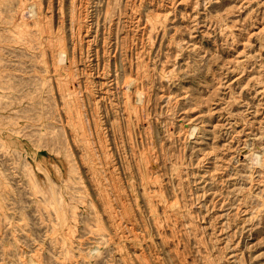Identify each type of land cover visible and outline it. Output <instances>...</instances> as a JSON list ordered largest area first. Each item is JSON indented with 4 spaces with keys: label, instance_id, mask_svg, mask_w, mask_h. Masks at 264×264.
<instances>
[{
    "label": "rangeland",
    "instance_id": "obj_1",
    "mask_svg": "<svg viewBox=\"0 0 264 264\" xmlns=\"http://www.w3.org/2000/svg\"><path fill=\"white\" fill-rule=\"evenodd\" d=\"M0 264H264V0H0Z\"/></svg>",
    "mask_w": 264,
    "mask_h": 264
},
{
    "label": "bare ground",
    "instance_id": "obj_2",
    "mask_svg": "<svg viewBox=\"0 0 264 264\" xmlns=\"http://www.w3.org/2000/svg\"><path fill=\"white\" fill-rule=\"evenodd\" d=\"M25 1H26V0H25ZM36 9H37V8H36ZM30 11H31V10H30ZM109 13H110V12H109ZM163 13H164V12H163ZM25 16H26V15H25ZM108 16H109V15H108ZM19 17H20V15H19ZM21 19H22V18H21ZM17 20H18V19H17ZM19 20H20V19H19ZM19 20H18V22L20 23ZM22 20H23V19H22ZM24 20H25V19H24ZM145 28H146V27H145ZM146 29H147V28H146ZM20 30H21V29H20ZM32 32H33V31H32ZM30 33H31V32H30ZM11 34H12V33H11ZM14 37H15V36H14ZM17 38H18V37H17ZM48 38H49V37H48ZM23 40H24V39H23ZM53 40H54V39H53ZM54 42H55V41H54ZM39 44H40V43H39ZM41 45H42V44H41ZM57 45H58V44H57ZM1 49H2V48H1ZM58 49H59V48H58ZM55 50H57V49L55 48ZM61 50H62V49H61ZM20 52H21V51H20ZM28 53H29V52H28ZM59 53H61V51H60ZM59 53H58V54H59ZM33 54H34V53H33ZM34 58H35V56H34ZM58 59H59V58H58ZM36 60H37V58H36ZM54 60H55V59H54ZM56 60H57V59H56ZM60 60H62V59H60ZM57 61H58V60H57ZM62 61H63V60H62ZM54 62H56V61H54ZM54 62H53V63H54ZM56 63H57V62H56ZM57 65H58V64H57ZM57 65H56V66H57ZM70 65H71V64H70ZM66 67H67V66H66ZM38 68H39V67H38ZM52 69H53V68H52ZM65 69H66V68H65ZM36 70H37V69H36ZM67 70H68V69H67ZM69 72H70V71H69ZM45 73H46V72H45ZM65 73H66V72H65ZM66 75H67V74H66ZM68 75H69V74H68ZM64 76H65V75H64ZM129 79H130V78H129ZM126 80H127V79H126ZM133 80H134V79H133ZM137 80H138V79H137ZM1 83H2V82H1ZM66 83H67V82H66ZM66 83H65V84H66ZM73 83H75V82H73ZM126 84H127V83H126ZM63 86H64V85H63ZM70 86H71V85H70ZM68 87H69V86H68ZM60 89H62V88H60ZM137 89H138V88H137ZM261 89H262V87H261ZM69 90H71V89L69 88ZM12 91H13V90H12ZM141 91H142V90H141ZM13 92H14V91H13ZM73 93H74V92H73ZM37 94H38V93H37ZM44 94H45V93H44ZM67 96H68V94H67ZM137 96H139V95H137ZM63 97H64V96H63ZM21 98H22V97H21ZM24 98H26V97H24ZM31 98H32V97H31ZM65 104H66V103H65ZM25 105H26V104H25ZM29 106H30V105H29ZM66 106H67V105H66ZM78 110H79V109H78ZM74 114H75V113H74ZM51 115H52V114H51ZM54 117H55V116H54ZM141 117H143V116H141ZM144 119H145V118H144ZM144 119H143V120H144ZM30 120H31V119H30ZM14 121H15V120H14ZM27 121H28V120H27ZM75 123H76V121H75ZM80 125H81V124H80ZM63 129H64V128H63ZM186 131H187V130H186ZM191 132H192V131H191ZM191 132H190V133H191ZM78 134H79V133H78ZM70 136H71V135H70ZM85 136H86V135H85ZM71 137H72V136H71ZM84 139H85V138H84ZM88 141H89V140H88ZM77 145H78V144H77ZM86 145H87V144H86ZM6 147H7V146H6ZM80 147H81V146H80ZM80 147H79V148H80ZM37 148H38V147H37ZM67 150H68V149H67ZM91 151H92V150H91ZM54 152H55V151H54ZM146 156H147V155H146ZM146 156H145V157H146ZM150 157H151V156H150ZM261 158H262V157H261ZM261 161H262V160H260V162H261ZM262 162H263V161H262ZM255 164H256V163H255ZM261 165H262V164H261ZM143 167H144V165H143ZM145 167H146V166H145ZM149 168H150V167H149ZM259 168L261 169V167H259ZM147 169H148V168H147ZM150 169H151V168H150ZM148 170H149V169H148ZM178 172H179V171H178ZM75 173H76V172H75ZM147 174H148V173H147ZM249 174H250V173H249ZM178 175H179V174H178ZM72 178H73V177H72ZM260 178H261V177H260ZM147 179H148V178H147ZM152 179H154V178H152ZM74 180H75V179H74ZM140 181H141V180H140ZM253 183H254V182H253ZM258 183H260V182H258ZM250 184H251V183H250ZM8 185H9V184H8ZM66 188H67V187H66ZM151 189H152V188H151ZM61 190H62V189H61ZM69 190H70V189H69ZM74 190H75V189H74ZM246 191H247V190H246ZM151 193H152V192H151ZM145 195H146V194H145ZM65 197H66V196H65ZM66 200H67V199H66ZM173 201H174V200H173ZM152 202H153V201H152ZM171 202H172V201H171ZM165 205H166V204H165ZM238 205H239V204H238ZM238 205H237V206H238ZM170 206H172V205H169V207H170ZM175 206H176V205H175ZM175 206H174V207H175ZM237 206H235L236 209L239 208V207L237 208ZM243 206H244V205H243ZM236 209H235V210H236ZM166 212H167V211H166ZM241 220H242V219H241ZM155 225H156V224H155ZM231 252H232V251H231ZM72 255H73V254H72ZM35 260H36V259H35Z\"/></svg>",
    "mask_w": 264,
    "mask_h": 264
}]
</instances>
